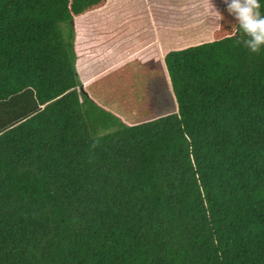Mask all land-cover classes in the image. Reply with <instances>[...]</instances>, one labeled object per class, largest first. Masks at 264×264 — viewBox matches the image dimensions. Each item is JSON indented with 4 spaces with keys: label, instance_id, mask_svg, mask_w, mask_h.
Returning <instances> with one entry per match:
<instances>
[{
    "label": "trees",
    "instance_id": "trees-1",
    "mask_svg": "<svg viewBox=\"0 0 264 264\" xmlns=\"http://www.w3.org/2000/svg\"><path fill=\"white\" fill-rule=\"evenodd\" d=\"M118 1L0 0V264H264V48L208 0L209 40L82 84L81 53L145 23ZM194 1L151 17L169 30Z\"/></svg>",
    "mask_w": 264,
    "mask_h": 264
},
{
    "label": "rangeland",
    "instance_id": "rangeland-1",
    "mask_svg": "<svg viewBox=\"0 0 264 264\" xmlns=\"http://www.w3.org/2000/svg\"><path fill=\"white\" fill-rule=\"evenodd\" d=\"M135 1L140 3L136 6L137 14L132 19L135 21L144 20L145 23L133 26L130 29V35L129 33L126 34L115 45H110L111 50L109 53L105 52L101 46L92 47L90 53L85 57L81 53L77 62L78 68L76 66L80 83L83 84L85 81L91 80L98 74L116 65L118 61L128 59L135 53L141 52L140 55L147 53L148 55H152L158 51L161 55H164L171 49L205 42L211 38L208 22L212 16V11L208 10L205 6L208 0H195L190 8H187L182 3L181 10L187 9L188 12L169 30L157 28L163 27V21L160 19L154 20L150 18L149 22L146 20V17L151 15V12L157 7V1L159 0H149V3L148 0H128L126 4L120 0L116 5L118 7H115L116 16H119V8L128 4V9H131ZM143 1H145V4ZM122 23L124 24V17L121 18ZM125 28L126 26L124 25L123 32ZM139 40L142 41L143 44L141 46L143 47L138 46ZM153 78L148 83L151 89L148 96L152 102L153 100L155 101L153 108L154 115L167 113L173 109V103H175L169 89V84L159 74H156Z\"/></svg>",
    "mask_w": 264,
    "mask_h": 264
},
{
    "label": "clouds",
    "instance_id": "clouds-1",
    "mask_svg": "<svg viewBox=\"0 0 264 264\" xmlns=\"http://www.w3.org/2000/svg\"><path fill=\"white\" fill-rule=\"evenodd\" d=\"M224 3L228 14L239 25L240 38L237 44L243 45L250 53L259 54L264 48V15H261L259 0H224ZM211 6L217 21L223 19Z\"/></svg>",
    "mask_w": 264,
    "mask_h": 264
},
{
    "label": "crops",
    "instance_id": "crops-1",
    "mask_svg": "<svg viewBox=\"0 0 264 264\" xmlns=\"http://www.w3.org/2000/svg\"><path fill=\"white\" fill-rule=\"evenodd\" d=\"M146 18H147L146 20L149 22V19L152 18V17H151V15H148V17H146ZM115 44H116V43H114L113 45H115ZM155 53H156V52H155ZM153 54H154V53H153ZM150 55H151V54H150Z\"/></svg>",
    "mask_w": 264,
    "mask_h": 264
}]
</instances>
